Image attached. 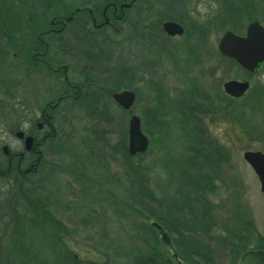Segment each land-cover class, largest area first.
<instances>
[{"label":"rangeland","instance_id":"rangeland-1","mask_svg":"<svg viewBox=\"0 0 264 264\" xmlns=\"http://www.w3.org/2000/svg\"><path fill=\"white\" fill-rule=\"evenodd\" d=\"M3 1L0 0L1 3ZM225 1L155 0L145 16L126 19L136 26L135 29L129 25L117 34L103 33L93 38H81L78 43H74L72 49L66 50L65 62L71 68L72 78L76 79L75 75L80 71L92 76L90 80L94 84L91 90L96 101L95 109L83 110V105L88 108L86 95L77 103H62L53 112L55 134L43 147V163L38 170L21 178L14 166L11 172L6 167L2 168L6 175L0 177V249H11L13 241H24V248L31 247L32 241L52 263L55 254L50 246L51 237L49 238L48 232L59 230L70 254L80 261L105 263V257H109L103 251L116 254L113 264H132L123 252L129 248L142 249V240L131 231L133 225L146 220L129 213L122 214L127 204L125 190L128 185L122 155L127 148V142L123 148L122 139L127 136L130 115H138L142 122L141 115L154 104L156 92H163L167 98H187L186 101L197 103L202 96L217 98L220 100L217 102L224 106L230 109L233 107L235 114L250 118V124L243 125L224 113L214 116H207L203 112L196 114L206 134L223 145L229 154L222 174L223 180L228 184L232 181L233 186L222 185L224 187L215 195L208 194L206 198L215 205V233L221 235L225 232L219 225L228 219L229 225H234L232 216L237 207V213L247 211L257 238L264 241V196L254 171L242 158L243 152L247 150L264 152V106L261 110L250 107L251 102L257 107L260 100L264 104V69L247 77L242 69H227L218 60L219 56L215 53L217 43L223 31L228 28L221 16ZM232 2L246 6L237 32L244 34L247 23L252 20H259L264 26V0ZM8 3L9 1L6 2ZM89 3L90 1L84 2L86 6ZM181 10L189 18L183 19L184 24L180 23L185 34L180 37H167L162 31L161 23L165 21L167 13L181 16ZM218 16L219 19L216 18ZM256 17L259 19H254ZM189 21L205 25L210 21V25L206 27L204 46L206 50H212L216 54L208 57L201 49L194 48L197 52L194 58V62L197 61L196 66L193 61H187V50L190 51L188 47L194 44L192 39L186 37L187 28H190ZM143 26L147 29L141 30ZM17 38L22 39L18 36ZM96 47L102 59L90 71V59L96 58ZM107 58L112 60L108 61ZM27 59L28 50L25 46L17 43L0 46V135L3 131L8 133L11 128H26L43 105L60 91L58 82L45 80L46 77L39 75L37 71L34 70L29 75L31 64ZM115 63L123 65V83L128 84L129 89L136 95L130 112L121 110L110 97L114 80L119 75ZM107 68H115V73H107ZM230 79H244L250 83L249 91L239 100L224 98L222 84ZM167 122L166 136L160 138L155 133L154 140L150 138L148 152L131 161L148 169V186L157 196L160 195L164 179H168L161 169L162 157L169 158L182 151L183 139L176 121L170 118ZM22 179L26 183L21 184ZM87 183L94 186L91 192L97 191L102 195V201L96 200L91 208L76 213L72 211V207L76 206V191L82 188V184ZM18 185H30L33 189L39 187L46 207L51 205L48 201L49 195H52L58 215L50 228L49 225L41 228L45 232L24 229L26 233L22 239L15 234L18 226L11 225L15 223L12 215L20 212L17 202ZM172 185H176L175 181H171ZM9 195L12 197L10 200ZM201 199L198 198L196 202L198 210H201ZM193 200L195 203L196 199ZM5 207H9L6 208L7 211ZM10 229H14V232L8 236L4 232L8 233ZM255 243L256 241L250 243L247 250L254 248ZM211 250L218 260L217 264L229 263L231 253L227 245H220L215 241ZM36 263L33 259L21 261L20 258H15V264Z\"/></svg>","mask_w":264,"mask_h":264},{"label":"trees","instance_id":"trees-1","mask_svg":"<svg viewBox=\"0 0 264 264\" xmlns=\"http://www.w3.org/2000/svg\"><path fill=\"white\" fill-rule=\"evenodd\" d=\"M41 3H44V0H23L14 8V11L10 10V6L2 4V8H0V38L10 42L12 41V36H18L25 40L29 36V34L24 33L27 27L25 24L29 22L32 8ZM244 7H246L244 4L240 6L236 2H232V0H226L223 3L221 16L228 25L227 29L240 34L237 31L239 24L243 21ZM219 17L216 18L219 19ZM165 18L183 24V19H189L184 10H181V16L167 13ZM254 19H259V17ZM189 22L190 28H187L186 37L192 39L194 44L188 47L190 50H187L188 62L193 61L194 66H196L195 63L197 61L194 62V58H196L197 52L194 48H199L208 57H214L217 54L219 56L218 60L227 69L237 68L241 70L234 60L221 56L218 51L214 54L212 50L209 52V50L205 49L206 27L210 25V21H207L206 25ZM133 27L136 28V26ZM146 29V26L141 28V30ZM97 50L98 48L95 49V51ZM114 66L118 68L119 75L114 80L112 91H118L121 88L129 89L128 84L123 83L122 80L125 75L123 65L115 63ZM112 72L115 73V68H113ZM245 75L247 77L250 76L248 73H245ZM224 98L231 99L226 95ZM184 99L167 98L163 92H156L154 104L149 106L141 115L142 130L151 140H154L155 133L160 138L166 136L167 120L170 118L176 121L183 139L181 152H177L169 158L167 156L162 157L161 169L168 179H164L160 187L159 196L148 186L150 181L148 169L139 163L131 162L134 158L141 157L148 151L143 154L130 155L126 148L122 152L128 181L125 190L127 204L122 214L129 213L146 220L140 224L133 225L131 231L134 232L135 237H140L142 240V249L132 250L129 248L123 254L131 260L132 264H175L171 256L160 244L155 230L147 222L148 218H152L169 232L177 253L187 263L217 264L218 260H216L211 250L213 242L216 241L217 244L227 245L230 250V261L227 264H237L240 255L248 249L250 243L256 241L252 249H264V241L261 238H257L247 211L244 210L237 213V207H235L232 216L234 225H229L228 219L225 223L219 225L220 229L225 232H222L221 235L215 233V230H217L214 216L215 205L206 198L208 194L215 195L224 186L228 187L229 184L233 186L232 181L228 184L227 181L223 180L224 176L222 174L224 165L229 160V154L223 145L206 134L205 128L200 125L196 114L203 112L202 114L207 116H214L224 113V115L226 114V116L243 125H249L250 118L248 119L243 114H235L233 107L230 109L228 106H224L222 103L217 102L220 101L217 98L202 96L200 97L201 101L198 103L192 100L186 101L187 98ZM251 103L250 107L253 110L254 108L261 110L264 106L261 100L257 107L254 106V103ZM122 140V146L125 148L126 138L124 137ZM23 177L26 176H21V178ZM171 181H175L176 185L171 186ZM24 183L26 181L23 180L21 184ZM32 187L30 185L17 186V202L18 206H20V212L17 215H12L15 223L11 226H18L15 234L20 236L21 239L26 233L24 229L31 228L32 230L45 232L41 228L45 227V225H49L50 228L58 215V211H56L55 204L52 201V195L51 197L49 195L48 201L51 205L46 207L43 204L44 198H41L42 192L40 188L36 187L33 189ZM81 187V189L76 191V200L74 202L76 206L72 207V211L76 213H81L82 210H87L88 207L91 208L92 203L96 200L102 201V195L99 192H91L92 188H94L92 184H82ZM200 197L203 202L200 206L201 210H198L196 202ZM193 198L196 199L195 203ZM89 203L90 206H88ZM58 231L51 230L48 232L49 238L51 237L50 246L55 254L52 263L49 262L51 259L48 260L47 257L42 255V251L37 249L34 242H30L31 247L24 248V241H13L11 249L9 247L0 249V264H15V258L17 257L21 261L33 259L35 263L37 262L36 264H99L80 261L71 255L62 240V235ZM13 232L14 229H10L8 233H4L10 236ZM102 253L109 257H105V263L102 264H113L116 254L103 251Z\"/></svg>","mask_w":264,"mask_h":264},{"label":"flooded vegetation","instance_id":"flooded-vegetation-1","mask_svg":"<svg viewBox=\"0 0 264 264\" xmlns=\"http://www.w3.org/2000/svg\"><path fill=\"white\" fill-rule=\"evenodd\" d=\"M8 1L9 3L6 4ZM89 1V5L86 6L84 2ZM154 1L44 0V3L32 8L34 15L31 14L28 24H25L27 27L24 33L29 34L27 40L12 36V41L8 42L0 38V46L17 43L27 48V60L31 64H29V75L35 70L39 75L46 77L45 80L58 82L60 86V91L43 105L38 115L28 123L26 128L25 126L23 129L11 128L8 133L5 134L3 131L0 135V177L6 175L3 167L11 172L14 166L15 171L21 176H27L28 173L38 170L39 165L43 163L41 160L43 147L46 141L55 134L53 112L59 105L67 101L77 103L86 95L88 108L83 105V110L93 111L95 109L96 101L93 99L91 90L94 84L90 80L92 76L80 71L75 75L76 79H73L71 68L65 62L66 50L72 49L74 43H78L81 38H93L103 33L117 34L129 25L134 28V25L126 19L145 16L150 4ZM21 2L23 0H4L0 2V8L2 4H5L10 6L11 11H14V8ZM94 56L96 58L90 59L92 62L90 71L94 64L102 59L98 51H95ZM107 60L112 59L107 58ZM106 72L112 73V70L107 68ZM42 82L45 83L44 80ZM110 97L114 102L112 92ZM114 104L117 105L115 102ZM17 132H22L23 135L18 137ZM26 137L31 138L29 146L25 145ZM9 198L12 199L10 195Z\"/></svg>","mask_w":264,"mask_h":264},{"label":"water","instance_id":"water-1","mask_svg":"<svg viewBox=\"0 0 264 264\" xmlns=\"http://www.w3.org/2000/svg\"><path fill=\"white\" fill-rule=\"evenodd\" d=\"M163 31L168 36H181L184 28L175 21L162 23ZM217 49L222 56L236 61L244 70L254 74L264 65V26L258 21H251L246 26L244 35H237L227 30L220 37ZM223 91L234 98L241 97L249 88L247 80L230 79L222 84ZM113 100L124 110H129L135 102V93L132 90L124 89L112 93ZM127 151L130 155L144 153L150 146V141L141 128V120L138 115H131L128 120L127 130ZM16 135L21 137L22 132ZM31 144V138H25V145ZM243 159L250 165L256 174L261 193L264 195V153L260 151H244ZM149 224L154 228L160 244L171 256L176 264H188L177 253L172 244L168 231L152 218L148 219ZM238 264H264V250H248L241 254Z\"/></svg>","mask_w":264,"mask_h":264}]
</instances>
